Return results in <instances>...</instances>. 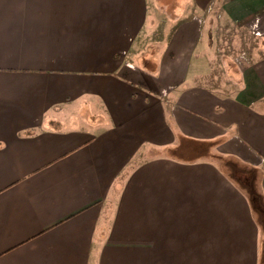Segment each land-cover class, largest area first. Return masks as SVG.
Here are the masks:
<instances>
[{"label": "crops", "instance_id": "1", "mask_svg": "<svg viewBox=\"0 0 264 264\" xmlns=\"http://www.w3.org/2000/svg\"><path fill=\"white\" fill-rule=\"evenodd\" d=\"M193 1L155 53L147 0H0V264H260L264 58L219 94Z\"/></svg>", "mask_w": 264, "mask_h": 264}, {"label": "rangeland", "instance_id": "2", "mask_svg": "<svg viewBox=\"0 0 264 264\" xmlns=\"http://www.w3.org/2000/svg\"><path fill=\"white\" fill-rule=\"evenodd\" d=\"M231 1L212 0L205 10L197 15L200 37L211 43H209L211 48H208L211 51L209 62L211 84L216 88L215 90L224 88L225 91L219 92L222 95L236 87L233 85L237 84L236 79L239 77L236 75L237 78H234V70L229 67H236L237 64L242 67L247 66L264 58V23L231 22L223 11V5ZM193 3V0H147L150 23L139 37L140 47L158 53L161 42L174 31L175 23L183 17L188 19L194 14ZM226 71L229 76L224 74ZM140 159H136V162ZM236 168V172H228V175L237 185L243 186L247 176H244L243 171H238V166ZM251 189H254L253 186ZM110 208V205L107 206L108 210Z\"/></svg>", "mask_w": 264, "mask_h": 264}, {"label": "trees", "instance_id": "3", "mask_svg": "<svg viewBox=\"0 0 264 264\" xmlns=\"http://www.w3.org/2000/svg\"><path fill=\"white\" fill-rule=\"evenodd\" d=\"M258 200H260V198L258 196H256ZM257 205V204H254V206ZM261 214L259 215V218L258 220L256 221L258 224H260L263 229H264V219L261 218ZM260 264H264V251L262 252V256H261V259H260Z\"/></svg>", "mask_w": 264, "mask_h": 264}]
</instances>
